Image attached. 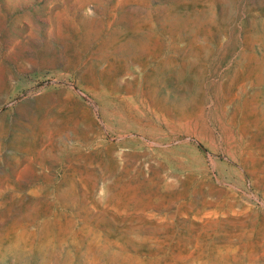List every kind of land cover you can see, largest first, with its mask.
I'll use <instances>...</instances> for the list:
<instances>
[{
  "label": "rangeland",
  "instance_id": "rangeland-1",
  "mask_svg": "<svg viewBox=\"0 0 264 264\" xmlns=\"http://www.w3.org/2000/svg\"><path fill=\"white\" fill-rule=\"evenodd\" d=\"M0 264H264V0H0Z\"/></svg>",
  "mask_w": 264,
  "mask_h": 264
}]
</instances>
